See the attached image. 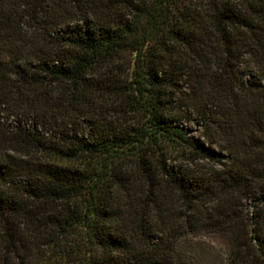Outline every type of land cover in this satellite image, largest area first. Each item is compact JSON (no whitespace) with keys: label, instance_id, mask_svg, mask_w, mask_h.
<instances>
[{"label":"trees","instance_id":"1","mask_svg":"<svg viewBox=\"0 0 264 264\" xmlns=\"http://www.w3.org/2000/svg\"><path fill=\"white\" fill-rule=\"evenodd\" d=\"M0 264H264V0H0Z\"/></svg>","mask_w":264,"mask_h":264},{"label":"rangeland","instance_id":"2","mask_svg":"<svg viewBox=\"0 0 264 264\" xmlns=\"http://www.w3.org/2000/svg\"><path fill=\"white\" fill-rule=\"evenodd\" d=\"M191 112V116L190 118H185L183 119L184 124L186 125V127L189 128L190 132L197 135V136H201V134L204 132V125L199 121V119L197 118V115L195 113ZM207 162L209 161H204L203 164H208ZM213 165L215 166H220L219 162H213ZM251 199H238V203H240L241 205L244 206H252L251 205ZM242 210V209H240ZM216 240V239H215ZM217 241V240H216Z\"/></svg>","mask_w":264,"mask_h":264}]
</instances>
